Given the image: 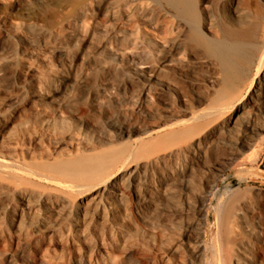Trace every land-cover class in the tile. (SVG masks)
<instances>
[{
	"label": "bare ground",
	"instance_id": "obj_1",
	"mask_svg": "<svg viewBox=\"0 0 264 264\" xmlns=\"http://www.w3.org/2000/svg\"><path fill=\"white\" fill-rule=\"evenodd\" d=\"M225 7L227 10L219 0H0V35L7 40L19 38L25 45L23 50L27 54L32 56L35 53L37 39L43 42L47 38L57 37L54 27L48 25V20L51 16H59L62 24L73 27V35L70 37L78 36L83 43L106 58L107 61L97 63L99 69H113L115 62L130 65L133 75L146 83L147 88L142 92L145 100L152 91L163 90L179 95V103L186 108L185 111L172 113L173 120L153 131L143 132L135 139H130L127 135L126 142L101 148L86 130L72 129L69 126L70 117L59 111L55 94L57 88L51 82H45L44 87L41 86L33 95L39 101L35 106L42 112L40 125L44 129L45 141L53 147H59L63 143L76 144L85 152L50 162L32 160L20 163L12 154L0 156V186L21 193L26 209L17 219L14 218L13 227L17 231L15 234H37L44 225L56 229L68 218L76 238L85 243L86 230L92 226V219L98 225L110 224L109 227L119 237L126 238L132 225L126 214L122 188L133 192L142 206H149L153 200L140 193L143 186L148 190V184L136 174L144 173L152 165L179 153L189 154L198 150L201 140L222 126L220 117L230 108L239 107L238 113L250 134L241 147L250 150L261 146V141L264 142V139L261 140L264 137V122L250 123L247 113L264 110V73L243 105L241 101L248 92L240 97L234 85L246 68L255 61L260 63L263 60L264 12L253 6L249 0H236L234 4ZM90 14L104 18L102 23L95 26V32L99 36L86 26ZM260 38L262 43L258 47ZM140 48L149 51L153 58L163 59V63L166 62L165 65L173 71L194 80H199L196 72L189 71L184 65L177 63V60L187 58L204 66L211 71L209 83L219 95H215L212 100L197 96L194 102L202 109L190 110L187 97L178 89L176 81L158 68L152 58L137 60L135 54ZM35 55L41 56L44 62L41 54ZM127 61L132 63L126 64ZM16 62H27L19 58L17 47L13 45L4 49L0 46V71L2 66ZM48 65L45 63L46 68H49ZM257 69L260 68H256V71ZM53 85L55 86L54 83ZM95 102L97 105L101 104L99 99ZM97 111L100 113L98 108ZM104 119V125L115 128L119 138L126 135V123L108 116H104ZM9 123L13 122L4 121V125ZM234 125L235 123L233 128ZM101 131L104 142L113 141L112 134L105 127ZM232 159H214L211 171H208L201 182L202 187L192 190L188 188V183L185 184L195 196L191 208L197 218L189 222L191 232L181 226H170L169 238L175 243L167 245V249L178 254L180 248L177 243L185 245L195 263L183 260L180 264H228L225 253L229 250L228 245L236 243L243 250L254 247L245 237L262 245L259 255L264 259V211L260 209L249 212L250 221L247 222L244 211L248 212L249 207L235 205L239 192L231 190L226 201L222 197L218 182L224 180L228 162ZM118 175L121 176L117 179ZM25 183H43L50 187L54 202L45 200L43 215L40 211L34 212L35 204H31L30 198L34 197L38 203L44 201V191L34 190V185L22 189L21 185ZM85 197L90 200L81 202L76 207L74 218L69 208L75 206L76 199ZM211 213L215 231L212 242H208L206 225ZM237 222H243L245 227L240 237L232 230ZM23 225L29 230L23 229ZM186 237L189 240L184 239ZM225 246L227 249H224ZM241 257L245 259V263L237 258L228 262H256L254 256L241 254Z\"/></svg>",
	"mask_w": 264,
	"mask_h": 264
},
{
	"label": "rangeland",
	"instance_id": "obj_2",
	"mask_svg": "<svg viewBox=\"0 0 264 264\" xmlns=\"http://www.w3.org/2000/svg\"><path fill=\"white\" fill-rule=\"evenodd\" d=\"M219 1L227 10L225 6L234 4L236 0ZM249 1L264 12V0ZM51 17L48 25L54 27V34L57 37L47 38L43 42L37 39L35 50L36 54L43 56L44 62L41 56L35 53L32 56L27 54L23 50L25 45L19 38L7 40L0 35L1 47L7 49L14 45L18 49L19 58L27 61L2 66L0 71V156L12 154L20 163L32 160L50 162L85 152L76 144L63 143L59 147H53L45 141L44 129L40 125L42 112L35 106L39 101L33 96L41 86L44 87L45 82H51V85L58 89L55 94L59 111L70 117L69 126L72 129L86 130L94 137L97 146H102L101 148L126 142L127 135L130 139H135L143 132L153 131L173 120L172 113L185 111V106L179 103V95L163 90L152 91L150 97L145 100L142 92L147 88L146 83L133 75L130 65L115 62L117 69H114L115 67L110 70L99 69V61H107L106 58L99 51L83 43L78 36L70 37L73 35V27L62 24L59 16ZM103 21V17L90 14L86 26L99 36L95 32V26ZM1 29L0 22V31ZM262 38L257 42L258 47L261 46ZM135 55L137 60L152 58L158 68L174 79L178 89L186 95L190 110L202 109L194 102L197 96L212 100L215 95H219L209 83L211 71L200 64H195L187 58L177 60V63L184 65L189 71L196 72L199 80H194L173 71L165 65L166 62L163 63V59L153 58L151 53L143 48ZM262 59L260 63L255 61L248 69L246 68L234 85L240 97L248 92L245 99L240 100L241 105L251 95L257 80L264 73V54ZM132 61H127L126 64ZM45 63L47 65L49 63V68H46ZM256 68H260L257 69L259 72ZM98 99L100 105L95 102ZM238 109L239 107H235L225 111L219 120L222 126L203 138L195 152L179 153L157 165H152L144 173L136 174L148 184V190L143 186L140 193L153 200L149 206H142L133 192L128 188H122L126 214L132 225L126 238L119 237L115 230L109 227L110 224L98 225L92 219L94 225L86 230L85 243L76 238L68 218L56 229L44 225L39 234L32 232L29 235L28 232V236H18L15 234L17 231L14 230L13 222L14 218L17 219L19 214L26 211L23 198L21 193L0 186V189L5 188L4 191L0 190V264H180L179 262L183 263V260L195 263L185 245L177 243L180 248L178 254L167 249V245L175 243L169 238L170 226L177 225L189 232L192 231L189 222L197 218L191 208L195 196L189 192L185 184L188 183V188L192 190L202 187L201 182L208 171H211L214 159L233 158L228 162L229 167L224 180L218 182L224 201L231 195V190H237L239 196L235 205L249 207L248 212L244 211L247 222L250 221L249 212L260 209L264 211V142L261 141V146L250 150L241 147L250 134L245 129L246 123L241 119ZM104 116L126 123L128 127L125 128L126 135L119 138L115 128L104 125ZM6 120L13 123L4 125ZM15 120H18L17 123H14ZM247 120L250 123L264 122V110L247 113ZM104 127L112 134V142H104L101 131ZM263 139L264 137L261 140ZM120 176L118 175L117 179ZM30 185L34 184L25 183L21 186L24 189ZM34 186L35 188L32 187L34 190L44 191V201L38 203L32 197L31 204H35H32L34 212L40 211L39 213L43 215L45 200L50 199L54 202L51 189L43 183ZM87 200L90 198L76 199L75 206L69 208L74 218L76 207ZM23 229L29 230L26 225H23ZM244 229L243 222H237L232 227L238 237ZM214 231L211 213L206 225V241L212 242ZM245 239L254 247L251 250H243L233 243L228 245V250L225 246L227 263L229 264V260L233 262L234 258L245 263V259L241 257V254H245L254 256L255 264H264V259L259 255L262 245L249 237Z\"/></svg>",
	"mask_w": 264,
	"mask_h": 264
}]
</instances>
